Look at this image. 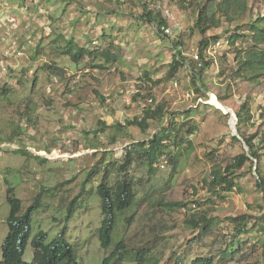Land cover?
<instances>
[{"label": "rangeland", "instance_id": "1", "mask_svg": "<svg viewBox=\"0 0 264 264\" xmlns=\"http://www.w3.org/2000/svg\"><path fill=\"white\" fill-rule=\"evenodd\" d=\"M199 2L0 0V259L8 232L10 189L21 201L20 214L31 203L37 205L22 256L25 261L32 259L30 242L38 231L51 242L65 228L64 240L72 244L81 264H101L121 240L128 256L134 248L149 247L156 264H174L178 256L188 262L200 253L214 255L215 264H226L218 260L219 251L232 238L233 226L223 217L248 212L255 218L249 220L251 233L240 237L242 251L228 263L264 264V235L259 230L264 225V191L256 185V160L252 159V169L246 162L236 171L231 191L213 194L209 185L213 171L224 170L248 148L238 129L240 138L233 139L230 115L208 102L211 94L220 96V102L235 112L250 98L252 118L240 125L241 132L247 136L256 131L259 138L264 133V76L248 78L253 75L250 71L246 76L237 74L238 58L251 45L249 35L234 45L228 43L238 25L264 15V0H244L243 7L226 14L216 11L217 25L204 36L219 35V42L205 49L211 65L202 76L204 86L196 92L192 63L186 61L173 75L169 71L176 38L181 40L182 55L191 59L197 52L202 35L193 24ZM159 6L165 9L168 35L144 17L149 8ZM69 38L72 46L110 50L118 60L103 68L94 67L103 61L97 56H84L75 63L63 52ZM44 64L60 66L61 75L47 72ZM155 105H162L163 111L145 132L137 126L121 132L116 128ZM170 122L186 139L179 142L178 136L175 145L166 140L165 153L151 172L145 158L132 154L128 177L135 202L115 214L111 245L101 248L98 230L103 216L95 189L104 163L115 159L122 163L125 148L150 139ZM255 141L262 149L259 167L264 174V146ZM100 159L104 162L87 180V170ZM110 173L115 175L113 169ZM77 194L70 211L69 201ZM175 202L185 205H172ZM196 212L215 217L211 229L201 230L200 236L186 222ZM130 216L127 222L125 217ZM121 264L147 262L125 259Z\"/></svg>", "mask_w": 264, "mask_h": 264}, {"label": "trees", "instance_id": "2", "mask_svg": "<svg viewBox=\"0 0 264 264\" xmlns=\"http://www.w3.org/2000/svg\"><path fill=\"white\" fill-rule=\"evenodd\" d=\"M186 0H180L185 2ZM201 0L197 4L198 10L196 13V20L193 24V28H197L202 35V38L198 41L197 51L199 54V65L193 60L182 55L180 44V38H176L174 41L175 49L173 59L171 61L170 75L177 70L178 67L183 66L186 61L192 63V83L195 84V91L199 92L204 86L202 76L204 72L210 67L211 61H208L204 57V49L211 44V42L218 41L219 35H212L205 37L204 34L207 30L217 25L215 21V15L217 12L228 13L230 9L239 10L238 7H243L244 0ZM146 6L145 4H143ZM233 6V7H232ZM231 7V8H230ZM243 9V8H241ZM103 13V12H101ZM144 17L149 22H157V28L160 30L161 25H168L167 18L162 15L160 11L153 12L151 9L144 14ZM229 20V19H228ZM246 24V25H245ZM243 25H238L228 37V43L234 45L237 40L246 38L249 35L251 45L245 50L241 58H238L239 62V76H246L245 73L250 71L253 75L248 76V78H258L264 76V15L257 17L255 20H248ZM247 26V27H244ZM73 39L69 38L65 40V50L64 55L70 56L72 60L77 63L84 56L89 57H99L103 61L102 63L94 64L96 68H103L104 64L108 62H113L118 60V56L112 53L110 50H99V49H87L85 46H72ZM18 50V49H17ZM36 53V51L34 50ZM241 52V51H240ZM239 52V53H240ZM221 58L226 59V55L222 54ZM42 67L49 73L60 76L62 69L60 66L54 64H44ZM147 76V73H145ZM7 89L5 86L1 87V91L5 93ZM139 93L135 94L138 95ZM133 95V96H135ZM219 101H222V97L217 96ZM152 99V98H151ZM153 100V99H152ZM250 98H246L242 103L241 108L235 111L238 124L237 129L238 133L243 137L244 141L249 147V153L243 151L242 153L234 156L229 163L224 167V170L218 168L213 171V178L210 182V188L212 189L213 194L221 195L225 191H231L236 184L237 174L236 171L240 169L246 162H250L249 170L252 169L253 160H256L255 172L258 176L256 185L260 190L264 191V174L262 173L259 163L261 160V150L256 146V141H261L264 146V133L258 137V133H254L245 136L241 132L240 125L249 121L252 118L250 113ZM224 104V103H223ZM163 111L162 105H155L153 108L146 106L143 109L142 116L133 117L132 119H127L124 124L117 123L116 128L119 132L124 131L126 126H137L142 132H145L148 129L149 122L158 118V116ZM193 127L188 131L192 132ZM104 130V127L99 131ZM97 131V132H99ZM117 131V132H118ZM179 129L174 126V123L170 122L167 127L161 128L156 134H154L150 139L146 141H138L135 144L131 145L128 148H125L123 161L122 163L115 159L114 162L104 163L105 168L103 174L100 178L99 183L96 186V194L100 199V208L101 214L103 216L100 227L98 230V238L100 247L107 249L111 244V233L114 225L115 214L129 209L133 203L134 191L132 188V183L128 177V172L132 162V154L145 158L149 167V172L153 171V165L157 160L163 156L166 149L167 141L171 144H176V140L179 136V142L183 141V135H178ZM234 140H238L235 136H232ZM111 143L116 142L114 135L110 137ZM190 143L189 141H187ZM39 157V156H37ZM91 165L87 170V180H91L97 172L98 167L100 166L101 161ZM177 164L174 162V167ZM112 167V168H111ZM173 167V168H174ZM114 170L115 175H111V170ZM121 175V176H120ZM9 189L8 193V202L10 205V211L7 218L8 232L5 236L2 243V258L0 259V264H81L79 263L73 251L72 244L64 240L65 228L62 230L60 235L52 240L51 242H46V233L44 231H38L32 238L30 244L33 249L31 261H25L22 259L26 244L30 238L31 233V217L35 211L37 205L35 202L31 203L22 214L21 210V201L19 198L11 194ZM80 194H77L74 199L69 201V210L72 211L75 207V202H77ZM172 205H182V203H172ZM69 217V215H68ZM218 218V217H217ZM231 222L233 226V232L230 235V241L225 244L224 249L219 251L218 260L227 261L226 264H252L249 261H240L228 263L232 260L237 254L242 251V244L240 237L244 234H250L252 227L249 225L250 219H255L248 212L240 213L237 215H228L223 217ZM127 222H130L132 217H125ZM215 217H206L205 214L196 212L191 214L189 218L186 219L188 226L191 229H197L198 236L201 235V230H210L213 225ZM260 232L264 235V225L260 226ZM197 237V236H196ZM195 239V237H194ZM241 244V245H240ZM240 245V246H239ZM135 252L130 254L132 260H138L141 262H147V264H156V261L152 260L149 256L150 248L149 247H137L134 248ZM132 250V249H131ZM128 249H125L124 241H119L108 255H106L101 264H121L124 258L127 255ZM130 252V251H129ZM185 259L181 256H178L174 264H215V256L204 255L202 253L195 255L188 262L184 261Z\"/></svg>", "mask_w": 264, "mask_h": 264}, {"label": "bare ground", "instance_id": "3", "mask_svg": "<svg viewBox=\"0 0 264 264\" xmlns=\"http://www.w3.org/2000/svg\"><path fill=\"white\" fill-rule=\"evenodd\" d=\"M208 102H209L211 105H213L215 108H217V109L223 111L224 113H225V111H228V114L230 115L229 124H230L231 128L234 129V122H233V119H232V117H231V111H230L231 109H230L228 106H226L225 104H223L222 102H220V101L216 98V96L213 95V94L210 95ZM53 154H54V155H53ZM53 154H52V155L55 156V157H60V154L58 155V154H56V152H53ZM52 155H51V156H52ZM53 156H52V157H53Z\"/></svg>", "mask_w": 264, "mask_h": 264}, {"label": "built area", "instance_id": "4", "mask_svg": "<svg viewBox=\"0 0 264 264\" xmlns=\"http://www.w3.org/2000/svg\"><path fill=\"white\" fill-rule=\"evenodd\" d=\"M149 9H151L154 13L155 12H157V11H160L161 13H162V15H164L165 13V9L164 10H162V8L159 6V8L158 9H152V8H149ZM167 13H169L168 11H166ZM165 16V15H164ZM166 17V16H165ZM167 18V17H166ZM160 30H162V32H164L166 35H168L169 34V29H168V26L166 25H161L160 26ZM217 42H219V40L217 41ZM209 46V45H208ZM207 46V47H208ZM206 47V48H207ZM205 48V49H206ZM205 49H204V52H205ZM196 51H197V49H196ZM205 54V53H204ZM191 60H193L194 62H196L198 65H199V54H198V51L196 52V53H194L193 55H191ZM174 86H176V82L174 81ZM135 92H137V90L135 91ZM194 92L193 91H191V94H193ZM188 94V93H187ZM149 101H151V99H149Z\"/></svg>", "mask_w": 264, "mask_h": 264}, {"label": "water", "instance_id": "5", "mask_svg": "<svg viewBox=\"0 0 264 264\" xmlns=\"http://www.w3.org/2000/svg\"><path fill=\"white\" fill-rule=\"evenodd\" d=\"M231 109V108H230ZM231 111V117H232V119H233V122H234V129L232 128V134H233V136H235L236 138H240V136L237 134V128H236V125H237V123H238V120H237V116H236V114H235V112L231 109L230 110ZM225 113L226 114H228V111H225ZM241 139H243V138H241ZM243 141H244V139H243ZM244 143L246 144V142L244 141ZM246 148H248V150L246 151V153H249V147H248V145L246 144Z\"/></svg>", "mask_w": 264, "mask_h": 264}, {"label": "clouds", "instance_id": "6", "mask_svg": "<svg viewBox=\"0 0 264 264\" xmlns=\"http://www.w3.org/2000/svg\"><path fill=\"white\" fill-rule=\"evenodd\" d=\"M18 51H20V50H17V52H18ZM0 70H1V69H0ZM138 92H139V91L137 90L136 93H138ZM150 99H151V98H150ZM151 101H152V99H151ZM148 102H150V101L148 100ZM35 210H36V209H35ZM19 214H20V213H19ZM111 242H112V241H111ZM117 243H118V242H117ZM117 243H116V244H117ZM116 244H115V245H116ZM124 244H125V243H124ZM110 245H111V244H110ZM115 245H114V246H115ZM113 248H114V247H113ZM113 248H112V250H113ZM125 249H127L126 246H125ZM112 250H111V251H112ZM111 251H110V252H111ZM108 254H109V253H108ZM108 254H107V255H108ZM125 259H130V260H132V259L130 258V255H129V256L126 255V257L124 258V260H125Z\"/></svg>", "mask_w": 264, "mask_h": 264}]
</instances>
